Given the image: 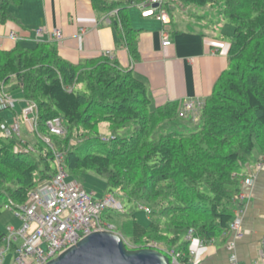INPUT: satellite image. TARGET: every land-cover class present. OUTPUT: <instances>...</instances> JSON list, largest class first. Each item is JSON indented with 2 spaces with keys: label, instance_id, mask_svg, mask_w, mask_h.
<instances>
[{
  "label": "trees",
  "instance_id": "obj_1",
  "mask_svg": "<svg viewBox=\"0 0 264 264\" xmlns=\"http://www.w3.org/2000/svg\"><path fill=\"white\" fill-rule=\"evenodd\" d=\"M21 1L0 0L1 23L12 17L9 6ZM91 1L103 13L116 9L113 1ZM181 1L214 6L234 26L228 67L204 100L196 129L184 126L191 119L179 118L177 102L153 107L145 83L105 55L74 64L50 42L0 48V83H15L35 102L38 136L50 140L49 145L37 136L30 146L23 142L29 149L15 151L20 139L3 135L0 113V216L6 204H24L32 189L53 177L56 151L70 176L93 171L110 193L151 209L146 226L132 211L105 210L101 216L133 249L157 242L153 248L165 253L169 264L172 258L191 264L193 239L226 240L239 204L234 198L243 190L242 168L264 155V0ZM115 22L137 59L136 30L126 8L117 10ZM55 117L63 135L48 131L46 122ZM101 123L108 137L98 134ZM4 234L0 230V242Z\"/></svg>",
  "mask_w": 264,
  "mask_h": 264
},
{
  "label": "crops",
  "instance_id": "obj_2",
  "mask_svg": "<svg viewBox=\"0 0 264 264\" xmlns=\"http://www.w3.org/2000/svg\"><path fill=\"white\" fill-rule=\"evenodd\" d=\"M109 1L115 3V10L126 8L136 30L137 59H132L125 45L115 14L96 10L91 0H22L10 5L11 19L0 22V48L10 50L17 44L33 47L37 42H50L63 59L74 64L105 55L120 67L132 70L145 83L153 107L186 99L205 100L211 94L215 81L228 67L233 33V28L224 25L218 9L181 0H165L158 7L147 0ZM151 8L154 14H144ZM216 14L219 20H214ZM36 28L42 29L40 35ZM55 30L60 31L59 38ZM10 33L16 38H11ZM164 39L171 44L162 46ZM7 87L20 91L18 99H25L15 83ZM241 174L251 183H242L244 195L235 208L242 217L235 254L241 264H262L264 159L254 157L243 166ZM225 241L222 236L207 244L193 239V264H229Z\"/></svg>",
  "mask_w": 264,
  "mask_h": 264
},
{
  "label": "built area",
  "instance_id": "obj_3",
  "mask_svg": "<svg viewBox=\"0 0 264 264\" xmlns=\"http://www.w3.org/2000/svg\"><path fill=\"white\" fill-rule=\"evenodd\" d=\"M148 3H162L165 0H147ZM153 9H148L144 14H152ZM114 12L109 13V15ZM37 35L42 33L41 28L35 30ZM56 38L60 37V31L55 30ZM11 38H16L14 33H10ZM171 42L164 39L162 46H168ZM14 101L5 87L0 83V110L11 108ZM184 112L195 110V106L203 107L201 100H184L181 102ZM196 104L194 107L193 105ZM21 122H28L30 132L37 133V106L31 100L24 101V107L21 109ZM20 123L14 122L12 125H2V132L5 137L21 138ZM26 126V125H25ZM48 131L55 135H63L65 128L59 117L47 120ZM38 134V133H37ZM43 139L50 145L48 137ZM23 140L20 144L14 146V150L21 152L26 149L23 147ZM53 177L43 185H37L32 189L24 204L15 205L9 202L5 207L11 209L16 218L21 222L17 229L13 226L7 227L0 242V264H4L5 253L14 247V259L12 264H45L50 259L59 255L68 247L75 245L80 239L95 231H110L116 233L113 224L104 221L101 216L105 210H115L124 212V205L113 193H107L105 196L95 198L93 192H87L83 189L81 183L76 179L66 181L68 173L65 169L61 153L54 151ZM251 179L246 178L243 184H250ZM243 194L236 196V201L241 199ZM139 207L149 215V207L139 205ZM241 214L234 213V217L226 230L225 246L229 250V264H241L235 254V241L241 235ZM191 230L187 238H190ZM18 238L21 239L19 246L16 245ZM192 255V252H191ZM264 255V254H263ZM262 255V256H263ZM172 264H178L175 258L171 260ZM264 263V257H263ZM193 264V260L191 262Z\"/></svg>",
  "mask_w": 264,
  "mask_h": 264
},
{
  "label": "rangeland",
  "instance_id": "obj_4",
  "mask_svg": "<svg viewBox=\"0 0 264 264\" xmlns=\"http://www.w3.org/2000/svg\"><path fill=\"white\" fill-rule=\"evenodd\" d=\"M182 2H186V1H182ZM194 4V3H191ZM191 12L193 11V9H190ZM219 13V12H218ZM214 20H219L218 15L216 14V17H214ZM224 25L229 26L231 28H234V26L227 20H224ZM209 27L211 28V25H209ZM35 30V29H34ZM6 90L9 92L11 99L14 101L13 106L8 109V110H4L1 113L2 118L4 119V124L7 126L12 125L15 121L20 123L21 122V118H16L20 112H21V108L23 106L22 101L23 99H18V95L19 92L16 89H10L8 87H6ZM196 104L193 105V107ZM151 108V107H150ZM182 108L181 102L178 103V116L179 118L188 121L191 119V121H188L185 123V127L187 128V130H192V129H196L198 126V116H199V111L202 109L200 106H195V110L190 111V112H184L183 116L179 115L180 109ZM182 110V109H181ZM3 125V124H2ZM20 125V133H21V137L24 138L25 140H27L29 142V146L32 145L31 142L35 141L37 139L38 134L36 132H29L26 130V127L30 128L28 122L25 121V125L24 124H19ZM179 130H184L183 128L179 127ZM122 133L124 132H120V134L122 135ZM98 134L100 135V137H108L110 132L106 126V124L101 123L98 126ZM40 139H42L43 142H45V140L43 139V136H38ZM46 137V136H45ZM72 141V143L75 144L76 140H70ZM82 141V139L80 140ZM79 141V142H80ZM26 147L25 149H29L30 147L24 146ZM262 157V160L264 159V155H257L256 158ZM242 175V174H241ZM243 176V175H242ZM244 178V177H243ZM74 179L73 176L68 175L66 177V181L72 180ZM75 179L77 181H79L83 187V189L87 192H93L95 194V198H100L105 196L107 193L109 192V189L107 187V184L105 182V180H103L102 178H100L99 176H97L93 171H85L82 172L81 174H78ZM244 180V179H243ZM242 180V183H243ZM241 194L244 195L243 190L240 192ZM239 193V194H240ZM115 196L118 200L121 201V203L124 205L125 211H129V212H133V214H135L136 217V221L141 224L142 226H146L148 224V215L139 207V205H134L133 203H128L126 201V199L120 195H118L117 193H115ZM236 198V197H235ZM234 198V200L236 201V199ZM236 204L238 203L237 201L235 202ZM151 210V209H150ZM106 212H111V210H107ZM111 213H114V211H112ZM14 214L13 211L7 207H4L2 210V214L0 216V230H2L3 232H7V227L8 226H13L15 228H19L21 225V222L18 218H14ZM105 220V219H104ZM106 221V220H105ZM107 222V221H106ZM10 224V225H9ZM116 227V226H115ZM117 229V228H116ZM120 230H116V233L120 235ZM225 237H227V234L224 233L223 234ZM121 236V235H120ZM122 237V236H121ZM122 239L124 240V242L127 241L128 247L129 249H133L131 247V245L133 244L132 241H130V239L127 237H122ZM21 243V239L18 238L16 245L19 246ZM132 243V244H131ZM131 244V245H130ZM152 247H148V248H153L155 246H157V242L155 243H151ZM141 248V247H140ZM144 248V247H142ZM155 249V248H154ZM14 247H11L6 253H5V261L4 264H12V261L14 259ZM261 263H263V259H261ZM257 264H260L257 262Z\"/></svg>",
  "mask_w": 264,
  "mask_h": 264
},
{
  "label": "water",
  "instance_id": "obj_5",
  "mask_svg": "<svg viewBox=\"0 0 264 264\" xmlns=\"http://www.w3.org/2000/svg\"><path fill=\"white\" fill-rule=\"evenodd\" d=\"M45 264H169V260L158 249H129L119 234L95 231Z\"/></svg>",
  "mask_w": 264,
  "mask_h": 264
}]
</instances>
